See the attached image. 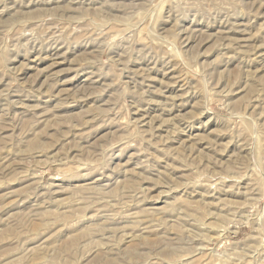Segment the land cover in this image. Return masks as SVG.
I'll return each mask as SVG.
<instances>
[{"label": "rangeland", "instance_id": "obj_1", "mask_svg": "<svg viewBox=\"0 0 264 264\" xmlns=\"http://www.w3.org/2000/svg\"><path fill=\"white\" fill-rule=\"evenodd\" d=\"M0 264H264V0H0Z\"/></svg>", "mask_w": 264, "mask_h": 264}]
</instances>
